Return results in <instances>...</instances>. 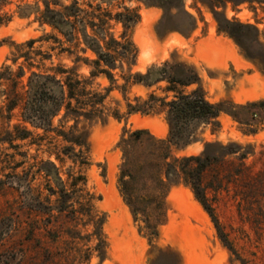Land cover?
<instances>
[{"label": "rangeland", "instance_id": "rangeland-1", "mask_svg": "<svg viewBox=\"0 0 264 264\" xmlns=\"http://www.w3.org/2000/svg\"><path fill=\"white\" fill-rule=\"evenodd\" d=\"M79 1L101 4L113 14L125 9L138 14L139 22L128 32L138 50L134 72L146 73L166 62L185 65L200 78L187 91L201 87L209 102L224 104L218 125H196L195 141L184 148L173 146L169 161L202 155L208 143L240 146L238 153L220 157L202 176L208 203L238 257L224 246L190 186L183 180L160 184L162 160L153 154L157 145L148 137L131 150V162L125 166L132 173L126 179L130 195L142 215L134 217L126 204L119 183L124 167L119 143L137 130H148L157 140L167 139L169 127L163 114L110 117L105 123L82 120L80 127L89 129L88 153L81 159L59 161L49 153L50 142L61 144L52 139L54 134L40 140L37 135L45 133L28 125L34 132L32 139L6 141V132L19 123L16 111L11 123L0 120V264H264V107L250 106L264 101V71L219 31L211 9L202 3L207 0L184 1V10L197 19L196 29L186 35L166 29L168 24L182 25L186 18L160 27L164 10L142 1ZM37 3L42 10L39 0H8L0 12L7 15L0 27V72L4 66L16 71L23 60L13 63L15 45L35 39L39 40L35 48L52 53L55 65L76 66L80 75L89 76L91 68L75 61L95 56L80 50L73 55L60 53L55 37L64 48L74 47L39 22ZM218 12L255 26L264 44V9L257 3L236 9L229 4ZM111 26L117 38L125 32L122 24ZM51 46L56 50L51 51ZM99 85L104 88L109 83L101 77L94 82ZM8 87L3 83L0 92ZM149 92L135 87L130 97H146ZM0 99L1 107L5 96L0 94ZM116 99L120 96L114 92L107 103ZM62 115L54 119V127ZM211 152L222 153L219 148ZM47 162L55 163L59 171L45 167Z\"/></svg>", "mask_w": 264, "mask_h": 264}, {"label": "trees", "instance_id": "trees-1", "mask_svg": "<svg viewBox=\"0 0 264 264\" xmlns=\"http://www.w3.org/2000/svg\"><path fill=\"white\" fill-rule=\"evenodd\" d=\"M39 1L44 6L42 10L39 3L35 7L39 22L50 26L74 47V50L64 48L61 39L55 37L54 41L61 45L60 53L67 52L73 55L80 50L84 54L91 52L95 58H76V63L83 61L91 68L89 76H82L76 66L55 65L52 53L35 48L39 40L33 39L15 45L12 61L17 64L22 59L23 63L16 71L11 66H4L0 72V86L3 83H8L9 86L0 92L1 96H5L0 107V120L11 123L16 117V111L19 119L13 130L6 132V141L32 139L34 132L27 127L30 125L45 133L37 135L40 140H46L48 134H54L52 139L61 141V144L50 142L49 148V153L55 155L59 161L62 158L77 160L84 158V154L89 151V129L86 126L80 127L82 120L105 123L110 117L122 120L136 114L145 116L163 114L169 127L167 139L157 140L148 130H137L128 137L124 135L119 143L124 154V167L121 169L119 183L126 204L134 217L142 215L130 195L126 179L132 178V173L125 166L131 162V150L143 144L145 137H148L157 145L153 154L161 157L163 162L162 165L159 164L160 184L173 185L183 180L190 186L212 219L224 246L237 256L214 209L208 203L207 194L202 186V176L220 157L238 153L240 146L208 143L202 155L169 161L172 159L173 146L184 148L195 141L196 125L199 123L218 125L217 119L224 112V104L209 102L201 87L188 92L187 89L199 84L200 78L192 68L185 65L166 62L162 66L151 67L146 73L133 71L138 50L128 37V32L139 22L138 14L132 13L129 9L113 14L102 9L101 4L96 6L92 2L81 4L79 0H73L70 4H63L59 0ZM100 1L109 3L110 0ZM138 1L164 10L158 25L160 27L171 20L186 18L187 22L182 25L168 24L166 28L168 32L177 31L186 35L197 27V19L184 10L185 0ZM7 3L8 0H0V12ZM202 3L211 9L218 22L219 31L238 45L246 59L264 71V44L261 42L259 30L253 25L229 20L225 12H218V9L226 10L229 4L236 9L245 3H257L264 9V0H207ZM174 10L178 12L175 15L172 14ZM6 20V14L0 15V27ZM112 22L122 24L125 29L119 38L112 32ZM50 50L55 51L56 48L51 46ZM47 62H52L51 66H47ZM101 77L109 83L107 87L94 86L95 80ZM135 87H143L150 92L146 97L131 98V90ZM114 92L119 94L120 99L107 103ZM250 106L254 109L258 106L264 107V101L252 103ZM61 113L63 115L59 125L54 127L53 121ZM214 148H219L222 153L220 155L212 153ZM150 162L147 165H152ZM44 166L53 168L55 172L59 171L55 163L47 162ZM46 171L48 172V169Z\"/></svg>", "mask_w": 264, "mask_h": 264}]
</instances>
